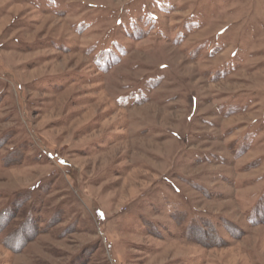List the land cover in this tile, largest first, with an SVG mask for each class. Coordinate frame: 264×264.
<instances>
[{
	"label": "rangeland",
	"instance_id": "rangeland-1",
	"mask_svg": "<svg viewBox=\"0 0 264 264\" xmlns=\"http://www.w3.org/2000/svg\"><path fill=\"white\" fill-rule=\"evenodd\" d=\"M0 264H264V0H0Z\"/></svg>",
	"mask_w": 264,
	"mask_h": 264
},
{
	"label": "snow or ice",
	"instance_id": "snow-or-ice-1",
	"mask_svg": "<svg viewBox=\"0 0 264 264\" xmlns=\"http://www.w3.org/2000/svg\"><path fill=\"white\" fill-rule=\"evenodd\" d=\"M102 215V214H101Z\"/></svg>",
	"mask_w": 264,
	"mask_h": 264
}]
</instances>
